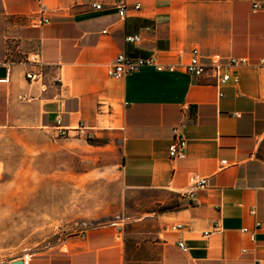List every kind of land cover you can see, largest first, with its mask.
<instances>
[{
  "label": "crops",
  "instance_id": "0c3cea01",
  "mask_svg": "<svg viewBox=\"0 0 264 264\" xmlns=\"http://www.w3.org/2000/svg\"><path fill=\"white\" fill-rule=\"evenodd\" d=\"M43 1L50 23L34 28L36 0H0V167L7 151L23 150L24 135L66 129L67 139L109 151L122 187L142 195L148 211L20 260L264 264V0H141V12L127 18L117 0ZM133 35L142 42L127 43ZM195 48L205 62L219 56L239 82L152 67L110 76L121 54L176 64L179 51ZM239 59L247 63L230 65ZM29 72L42 77L30 81ZM81 124L90 140L76 131ZM175 129L187 140L182 159L169 155ZM170 197L176 205L159 210Z\"/></svg>",
  "mask_w": 264,
  "mask_h": 264
},
{
  "label": "rangeland",
  "instance_id": "374dc122",
  "mask_svg": "<svg viewBox=\"0 0 264 264\" xmlns=\"http://www.w3.org/2000/svg\"><path fill=\"white\" fill-rule=\"evenodd\" d=\"M52 132L24 135L0 167V264L58 250L63 240L148 211L127 193L107 150ZM175 197L159 210L176 205Z\"/></svg>",
  "mask_w": 264,
  "mask_h": 264
},
{
  "label": "built area",
  "instance_id": "2783aa9c",
  "mask_svg": "<svg viewBox=\"0 0 264 264\" xmlns=\"http://www.w3.org/2000/svg\"><path fill=\"white\" fill-rule=\"evenodd\" d=\"M40 4L38 12L30 20V25L34 28H42L50 23V17L53 10L44 4L43 0H36ZM92 7L98 11L103 9L101 4H93ZM114 7L121 18H127L129 16L138 15L142 10L141 0H117ZM126 42L130 44H140L142 38L137 35L127 36ZM179 62L176 64H165L161 63L156 56H151L149 58H137L133 59L125 54H121L115 60L114 65L110 70V76L115 79H123L128 75L134 74L140 71L144 67L155 68L158 72H176L179 69L184 70L187 74L194 77H204L208 73L215 78L217 85L224 86L229 82H234L237 84L240 80L237 74L230 75L224 73V64L219 56H214L210 58L209 62H205L202 54L198 48L191 50L190 52L179 51L178 52ZM247 63L245 59L234 60L231 66H242ZM42 77V73H32L27 74V78L30 81H38ZM76 131L79 135L84 137L86 140H90L92 135L90 134L89 128L85 124H81ZM176 139L175 142L170 146L169 155L172 159H182L185 157V151L187 148V140L180 135L178 129L174 130ZM57 137L62 139H67L69 137V132L66 129H60L56 132ZM223 161L222 164H226ZM195 184L199 188L207 187V178L196 177L194 179ZM183 226H177L176 229L180 230ZM244 232H248V229H244ZM183 252H187L188 249L182 242L179 244Z\"/></svg>",
  "mask_w": 264,
  "mask_h": 264
},
{
  "label": "water",
  "instance_id": "95a60500",
  "mask_svg": "<svg viewBox=\"0 0 264 264\" xmlns=\"http://www.w3.org/2000/svg\"><path fill=\"white\" fill-rule=\"evenodd\" d=\"M5 76H6V69L0 68V78H4ZM12 264H24V261L19 260V261L13 262Z\"/></svg>",
  "mask_w": 264,
  "mask_h": 264
}]
</instances>
